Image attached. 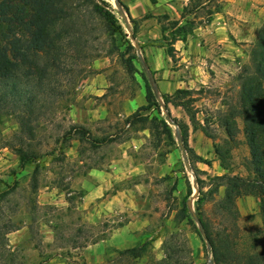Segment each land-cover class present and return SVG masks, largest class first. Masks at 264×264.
Here are the masks:
<instances>
[{
  "label": "rangeland",
  "instance_id": "1",
  "mask_svg": "<svg viewBox=\"0 0 264 264\" xmlns=\"http://www.w3.org/2000/svg\"><path fill=\"white\" fill-rule=\"evenodd\" d=\"M101 1L111 8L125 40L134 50L125 52V40L116 35L113 41L99 22L84 18L76 26L80 38L77 46L64 51L62 70L54 74V86L63 95L55 102H46L44 112L34 124V139L29 140L27 135L20 133L15 118L4 117L0 121V234L4 243L0 246V264H48L58 255L65 258L67 264H87L82 246L105 238L112 224L104 220L96 225L88 224L78 210V204L88 187L90 170H108L113 165L124 170L125 166H134L135 170L133 178L113 184L108 194L132 189L135 198L142 203L145 201V211L150 213L147 229L164 232L143 237L147 246L136 264H156L169 255L170 264L208 262L211 260L209 244L184 223L176 227L172 224L186 191L184 179L191 187L187 202L193 217L196 216L194 202L198 196L194 174L183 160L187 161L186 153L182 154L177 143V129L170 126L174 144L163 140L156 146L147 130L137 134L136 128L124 125V120L138 110L126 115L129 102L138 88L144 89L145 79L151 82L145 61L137 52L134 29L130 28L131 23L120 5L126 6V0H119V8L114 0ZM170 1L171 16H163L161 25L176 19L184 24L185 20L180 16L188 0ZM201 3L197 12L186 18V21L194 22L189 25L192 34L186 41L195 40L196 50H191L190 66H200L209 75L206 86L196 84L191 89V99L196 119L212 139L200 130L193 131L182 109L169 106V111L172 118L188 124L189 148L210 164H195L206 191L209 178L224 173L215 156L214 145H223L226 139L221 119L238 101L240 76L250 66L251 50L264 24V0H202ZM216 7L219 12L207 22V12ZM160 40L165 47L166 41L162 37ZM173 49L170 67L181 70L187 63L179 65L178 51ZM123 52L125 58L133 53L136 55L133 75L126 73L119 58V53ZM183 71L188 72L187 69ZM104 110L107 112L104 120H95ZM161 115L165 116L162 109ZM236 123L238 131L235 142L229 146L228 171L231 175L247 177L248 147L241 119H236ZM73 127L86 131L88 140L79 142ZM102 139L103 142L93 144L96 143L93 140ZM12 147H22L39 156L35 193L31 189L34 166L21 167ZM122 173L119 176L128 175L125 171ZM222 195L223 188H220L215 199ZM236 204L239 213L234 239L236 250H264L258 199L240 197ZM204 209L215 231L223 228L231 231L230 220L212 214L210 203H206ZM196 228L200 231L197 225ZM7 252L14 253L13 263L8 261ZM105 255L108 258L109 253ZM116 255H112L113 258Z\"/></svg>",
  "mask_w": 264,
  "mask_h": 264
},
{
  "label": "trees",
  "instance_id": "2",
  "mask_svg": "<svg viewBox=\"0 0 264 264\" xmlns=\"http://www.w3.org/2000/svg\"><path fill=\"white\" fill-rule=\"evenodd\" d=\"M201 1L188 0V4L182 8L180 18L185 20L184 24L176 20L161 25L162 39L166 41L165 53L169 58H173V44L176 41L185 42L192 34V28L189 25H193L194 22L186 21V18L197 12L202 5ZM120 5L128 15L127 7ZM218 12L217 7L208 11L207 22H210L211 16ZM86 17L99 22L105 34H108L113 41L116 35L125 40V35L113 11L101 0H0V121L4 117L15 118L19 124L20 133L27 135L29 140L34 139V124L44 112L46 102H55L63 95L54 86V74L62 70L61 57L64 51L77 46L80 38L76 26ZM129 20L133 25V38H135L137 22ZM166 32H169L167 39ZM124 42L126 43L125 52L134 50L127 40ZM125 52L119 53V58L126 73L133 75L136 72L133 63L136 55L133 53L125 58ZM192 92V90L181 89L176 90L172 95L158 96L145 79V105L127 117L124 125H128V128H136L137 131L147 130L156 146L163 140L170 145L174 144L171 128L166 123V116L161 115L162 105L169 119L177 126L187 162L195 177L198 193L194 202L196 216L193 217L187 202L191 195V187L188 180L184 179L186 191L174 215V226L184 223L202 238L195 225L198 222L209 244L212 264H264V250L238 252L234 241L237 231L236 221L239 216L236 202L240 197L253 196L258 199L264 234V24L251 50L250 66L240 76L238 101L221 119V127L226 139L223 145H214L215 156L224 173L209 178V187L206 191L204 181L198 177L199 171L195 168V164H210L189 148L188 124L172 118L169 111V106L182 109L188 117L192 130H200L205 137L212 139L205 127L196 119V111L192 107ZM141 112L145 114L141 115ZM236 119H241L243 123L244 139L249 152V158L245 163L247 177L231 175L228 171L229 146L235 142L238 131ZM72 130L78 136L79 142L88 140V133L82 128L73 127ZM18 139L22 142L21 137ZM93 141L96 142L93 144H97L104 140ZM12 148L19 157L21 167L27 164L34 166L31 189L35 193L39 156L22 147ZM174 184L176 186V182ZM220 188H223V195L216 200L215 196ZM206 203L212 205L210 211L212 214L215 213L221 219L230 220L231 231L228 232L225 228L220 231L213 229L204 209ZM2 240L3 236L0 234V246H4ZM146 246L147 243L143 241L137 247L118 251L116 257L109 259L105 264H136L144 254ZM7 258L10 263H13L14 253L7 252ZM169 258L170 255L165 256L156 264H170ZM202 264H208V262Z\"/></svg>",
  "mask_w": 264,
  "mask_h": 264
},
{
  "label": "crops",
  "instance_id": "3",
  "mask_svg": "<svg viewBox=\"0 0 264 264\" xmlns=\"http://www.w3.org/2000/svg\"><path fill=\"white\" fill-rule=\"evenodd\" d=\"M124 4L128 9L129 18L128 15L127 18L137 22L135 44L137 51L141 53L145 61L146 73L158 96L172 95L176 90H191L196 84L206 86L209 83V75L202 67L190 66L191 50H196L194 39L184 43L176 41L173 44L175 50L178 51L179 65L187 64L181 70L170 67L171 60L166 55L165 47L160 40L162 37L161 18L165 15L171 16L172 3L170 0H126ZM132 27L131 24L130 28ZM198 47L200 50V45ZM186 69L187 73L183 71ZM143 105H145L144 89L138 88L125 114L128 115ZM106 114V110L101 111L95 120H104ZM144 132L141 130L136 133ZM134 170V166H125L124 170L113 165L109 166L108 170L91 169L88 173V187L80 199L78 210L83 213L88 224L96 225L104 220L112 226H109L105 238L82 248L87 264H105L118 251L139 246L145 235L151 233L157 236L164 233L160 229L155 231L147 229L150 224V213L145 211V201L142 203L135 198L132 189L126 188L108 194L113 184L124 178H133ZM122 171L128 175L119 176L120 173L123 174ZM172 224L174 225L173 221ZM107 252L109 253L108 258L105 255ZM48 264L67 263H65V258L58 255L51 258Z\"/></svg>",
  "mask_w": 264,
  "mask_h": 264
},
{
  "label": "water",
  "instance_id": "4",
  "mask_svg": "<svg viewBox=\"0 0 264 264\" xmlns=\"http://www.w3.org/2000/svg\"><path fill=\"white\" fill-rule=\"evenodd\" d=\"M114 2H115V6H116L117 8H119L118 0H114ZM119 12H120V14H121L122 16H124V13H123L121 10H119ZM137 52H138V51H137ZM153 89H154V88H153ZM154 91H155V90H154ZM161 109H162V111L164 112V114H165V116H166V123H167L169 126H172V127H174V128L176 129V128H177L176 124H175L174 122H172V121L169 119V116H168V114H167L165 108H164L162 105H161ZM177 143H178V145H179V149L181 150L182 154H184V152H185V151H184V147H183V145H182V141H181V139H180L178 133H177ZM183 160H184L185 164L188 165L187 161H186L185 159H183ZM196 225H197V227L199 228V230H200V232H201V235H202V238H203L204 242H205L206 244H208L207 239H206L204 233L202 232L199 223L196 222ZM208 255H210V252H209V251H208ZM208 264H212V262H211L210 259L208 260Z\"/></svg>",
  "mask_w": 264,
  "mask_h": 264
}]
</instances>
